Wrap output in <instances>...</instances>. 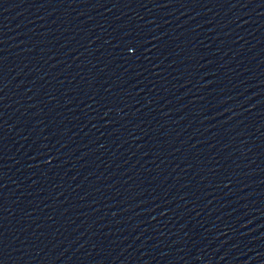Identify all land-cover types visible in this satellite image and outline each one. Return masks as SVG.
Listing matches in <instances>:
<instances>
[{
	"label": "water",
	"instance_id": "1",
	"mask_svg": "<svg viewBox=\"0 0 264 264\" xmlns=\"http://www.w3.org/2000/svg\"><path fill=\"white\" fill-rule=\"evenodd\" d=\"M0 264H264V0H0Z\"/></svg>",
	"mask_w": 264,
	"mask_h": 264
}]
</instances>
